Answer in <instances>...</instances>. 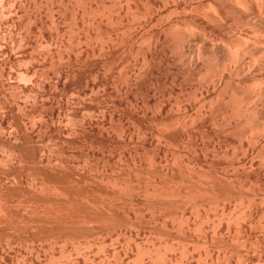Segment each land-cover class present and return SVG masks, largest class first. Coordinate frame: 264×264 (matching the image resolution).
<instances>
[{
  "label": "rangeland",
  "instance_id": "obj_1",
  "mask_svg": "<svg viewBox=\"0 0 264 264\" xmlns=\"http://www.w3.org/2000/svg\"><path fill=\"white\" fill-rule=\"evenodd\" d=\"M235 6L0 0V264H264V19Z\"/></svg>",
  "mask_w": 264,
  "mask_h": 264
},
{
  "label": "bare ground",
  "instance_id": "obj_2",
  "mask_svg": "<svg viewBox=\"0 0 264 264\" xmlns=\"http://www.w3.org/2000/svg\"><path fill=\"white\" fill-rule=\"evenodd\" d=\"M193 1V0H192ZM218 1V0H217ZM228 1V0H227ZM235 2H236V6L237 5H239L238 7H240L241 9H243V11L246 13V14H248V15H250L252 18H253V20H254V22H258V21H260V20H262V18L264 19V17H263V15L261 14L262 13V9L264 10V0H234ZM165 2V1H164ZM172 2V1H171ZM216 2V1H215ZM174 3V2H173ZM230 3V2H229ZM232 3V2H231ZM163 4V3H162ZM180 4V3H179ZM217 4V3H216ZM228 4V3H227ZM233 4V3H232ZM171 5V4H170ZM169 5V6H170ZM206 5V4H205ZM207 6V5H206ZM235 6V7H236ZM211 7V6H210ZM237 8V7H236ZM159 9V8H158ZM161 9V8H160ZM198 9H200V8H198ZM211 9V8H210ZM210 9H208V10H210ZM240 9V10H241ZM162 10V9H161ZM213 10V9H212ZM158 11V10H157ZM242 11V10H241ZM204 12V11H203ZM222 13V12H221ZM218 10H215L214 12L212 11V12H210V16H214L216 19H218V20H220V21H224L225 19H223V14H221ZM203 14V13H202ZM235 15V14H234ZM209 16V17H210ZM200 17V16H199ZM214 18V19H215ZM225 18H226V16H225ZM203 19V18H202ZM231 19H233V18H231ZM159 20V19H158ZM168 20H170V19H168ZM227 20V19H226ZM228 21V20H227ZM166 22V21H165ZM225 22V21H224ZM233 22H235V21H233ZM253 23V22H252ZM172 25V24H171ZM176 25V24H175ZM178 25V24H177ZM240 25V24H239ZM251 26V25H250ZM262 26L264 27V20H263V22H262ZM187 27V26H186ZM200 27V26H199ZM239 27V26H238ZM170 28H171V26H170ZM219 28V27H218ZM232 28V27H231ZM259 27H256V25L255 26H253V27H250L249 28V31H248V33H246L245 35L243 34V33H241L240 32V36L238 37V44L240 43L239 42V40H242V39H244L245 41H247L246 39H247V37L248 38H254L255 36H257V31H256V29H258ZM244 29V28H243ZM193 30H195V29H193ZM197 30V29H196ZM229 30V29H228ZM238 30V29H237ZM187 31V30H186ZM205 31V30H204ZM213 31V30H212ZM245 31V30H244ZM259 31V30H258ZM118 32H119V30H118ZM163 32V31H162ZM202 32V31H201ZM211 32V31H210ZM224 32V31H223ZM190 33V32H189ZM206 33V32H205ZM239 34V33H238ZM260 34V33H259ZM196 35V34H195ZM243 35H244V38H243ZM245 36H246V38H245ZM259 36V35H258ZM263 36V38L262 39H264V35H262ZM197 37V36H196ZM204 37V36H203ZM167 38V37H166ZM206 38V37H205ZM204 38V39H205ZM222 38V37H221ZM209 39V38H208ZM237 39V38H236ZM114 40V39H113ZM145 40V39H144ZM258 40H259V38H258ZM142 41V40H141ZM219 41V40H218ZM222 42V41H221ZM167 43V42H166ZM230 43V42H229ZM242 43V42H241ZM264 43V42H263ZM178 44V43H177ZM231 44V43H230ZM251 44V43H250ZM156 45V44H155ZM213 45V44H212ZM225 45L226 44H224V47H225ZM241 45V44H240ZM243 45V44H242ZM264 45V44H263ZM227 46V45H226ZM232 46V45H231ZM207 47V46H206ZM236 46L234 45V48H235ZM257 47V46H256ZM260 47V46H259ZM230 48V47H229ZM233 48V46L230 48V49H234ZM237 48V47H236ZM239 48V47H238ZM220 49V48H219ZM235 50V49H234ZM239 50V49H238ZM242 51V50H241ZM244 51V50H243ZM186 52V51H185ZM175 53H177V52H175ZM184 54V53H183ZM238 54V51L236 50V51H233V50H231V51H229V54H228V57H231V58H233V57H235L236 55ZM246 54H247V52H246ZM245 54V55H246ZM182 55V54H181ZM240 56V55H239ZM180 59V58H179ZM182 59V58H181ZM255 59V58H254ZM212 60V59H211ZM232 60V59H231ZM209 61V60H208ZM168 63V62H167ZM235 63V62H234ZM255 63V62H254ZM257 64V63H256ZM233 65V64H232ZM244 65V64H243ZM222 66H223V64H222ZM234 66H236V65H234ZM244 67V66H243ZM185 68V67H184ZM209 69V68H208ZM217 69V68H216ZM232 70V69H231ZM187 71V70H186ZM230 73V72H229ZM199 74V73H198ZM229 75V74H228ZM245 75V74H244ZM246 77V76H245ZM202 78V77H201ZM208 78V77H207ZM250 78V77H249ZM253 78H255V77H253ZM234 79V78H233ZM211 81V80H210ZM240 81V80H239ZM256 81H257V79H256ZM253 82H254V80H253ZM258 83H259V81H258ZM258 83H256V84H258ZM264 83V82H263ZM203 84V83H202ZM240 84V83H239ZM243 84V83H242ZM255 84V83H254ZM255 84V85H256ZM260 86V85H259ZM223 87V86H222ZM257 87V86H256ZM222 90V89H221ZM221 93V92H220ZM228 93V92H227ZM254 94V93H253ZM208 95V94H207ZM219 95V94H218ZM218 95H217V97H218ZM228 95V94H227ZM249 103V102H248ZM219 104V103H218ZM203 107V106H202ZM228 107V106H227ZM226 109V108H225ZM240 110V109H239ZM251 112V111H250ZM233 113V112H232ZM229 116V115H228ZM248 116H249V114H248ZM232 117V116H231ZM247 119V118H246ZM225 120V119H224ZM227 121V120H226ZM233 121V120H232ZM234 122V121H233ZM246 123V122H245ZM244 124V123H243ZM249 124V123H248ZM232 125V124H231ZM231 125H230V127H231ZM250 125V124H249ZM243 127V126H242ZM251 128L253 127V126H250ZM247 128V127H246ZM248 129V128H247ZM242 130V129H241ZM258 130V129H257ZM252 133V132H251ZM256 135V134H255ZM251 136V135H250ZM258 139V138H257ZM255 140V139H254ZM258 142V141H257ZM248 144V143H247ZM255 144V143H254ZM262 150V149H261ZM258 258V257H257ZM260 259H261V257H260Z\"/></svg>",
  "mask_w": 264,
  "mask_h": 264
}]
</instances>
